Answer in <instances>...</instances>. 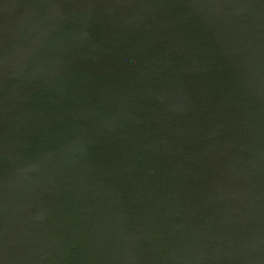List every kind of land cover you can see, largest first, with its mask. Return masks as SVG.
<instances>
[{"label": "water", "instance_id": "1", "mask_svg": "<svg viewBox=\"0 0 264 264\" xmlns=\"http://www.w3.org/2000/svg\"><path fill=\"white\" fill-rule=\"evenodd\" d=\"M0 264H264V0H0Z\"/></svg>", "mask_w": 264, "mask_h": 264}]
</instances>
